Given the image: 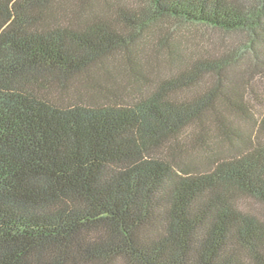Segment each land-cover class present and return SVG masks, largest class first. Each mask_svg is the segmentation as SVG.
Listing matches in <instances>:
<instances>
[{"label": "trees", "instance_id": "16d2710c", "mask_svg": "<svg viewBox=\"0 0 264 264\" xmlns=\"http://www.w3.org/2000/svg\"><path fill=\"white\" fill-rule=\"evenodd\" d=\"M143 1L0 0V264H264V210L242 204L264 206V143L224 158L210 128L239 137L264 0ZM165 19L234 37L165 38L171 74L148 77L132 51ZM119 50L132 79L112 84Z\"/></svg>", "mask_w": 264, "mask_h": 264}, {"label": "rangeland", "instance_id": "374dc122", "mask_svg": "<svg viewBox=\"0 0 264 264\" xmlns=\"http://www.w3.org/2000/svg\"><path fill=\"white\" fill-rule=\"evenodd\" d=\"M102 5H108L107 3L114 4H137L142 6L145 3L143 0H98ZM115 10L111 9H99L97 13L109 14L111 17H115ZM225 37L224 33L220 31H214L199 25H187L177 22L173 19H165L156 27L150 29L141 37L142 43L139 46L133 48L132 52H135L136 56L134 61L138 58L145 62L148 72H144L145 76L155 77L158 73L160 76L168 77L171 74V69L166 61L167 45L160 44L165 38H168L172 44H178L189 54H201L205 53L209 49L217 50L218 39ZM234 37L227 35L225 38ZM166 49V50H165ZM190 49V50H189ZM208 49V50H207ZM125 51H117L111 58H109L110 74L108 79L112 84L120 82H128L132 79V75L126 72L127 61ZM125 58V59H124ZM137 61V60H136ZM106 69V70H107ZM238 79H244V87L242 89L241 109L227 111L228 125L236 129L239 137L236 140H230L224 137L217 129L210 127L214 140L217 145L218 153L224 158H230L235 151L239 148H244L247 144L246 141L251 139L253 142L264 143V75H256L255 73L246 74ZM240 99V98H239ZM188 129L186 135L189 134ZM189 142V141H188ZM192 154H199V151H195ZM194 156V155H193ZM192 156V157H193ZM198 156V155H197ZM191 157V158H192ZM195 162H202L203 159L194 156ZM246 208L254 209L256 212L264 210V206L250 201L242 202Z\"/></svg>", "mask_w": 264, "mask_h": 264}]
</instances>
